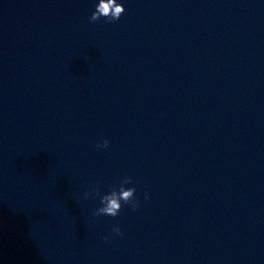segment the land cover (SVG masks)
<instances>
[{"label":"water","instance_id":"obj_1","mask_svg":"<svg viewBox=\"0 0 264 264\" xmlns=\"http://www.w3.org/2000/svg\"><path fill=\"white\" fill-rule=\"evenodd\" d=\"M98 3L0 0V264H264V0Z\"/></svg>","mask_w":264,"mask_h":264},{"label":"clouds","instance_id":"obj_2","mask_svg":"<svg viewBox=\"0 0 264 264\" xmlns=\"http://www.w3.org/2000/svg\"><path fill=\"white\" fill-rule=\"evenodd\" d=\"M125 8L121 3H117V0H99V3L96 5L95 11L90 16V22H96L100 20L102 17L106 18V20L111 23L114 21H118L122 14H124ZM110 144V141L107 139H103L99 141L96 145L97 149L107 148ZM132 183L131 177H125L121 180L119 188L113 187L110 193L100 195L98 189H93L96 195L100 196V204L93 215H107L111 217H116L119 215L122 206L128 205L133 211H136L139 207V201L135 198V187H125L127 184ZM92 193L86 191L84 193L85 199L89 197ZM145 201L149 199L148 194L146 193L144 196ZM117 236H123L124 233L119 225H114L111 230ZM104 241L107 243L109 241V237L105 236Z\"/></svg>","mask_w":264,"mask_h":264}]
</instances>
